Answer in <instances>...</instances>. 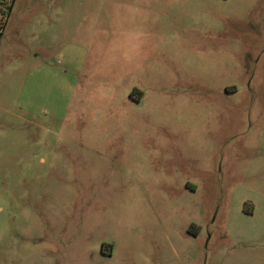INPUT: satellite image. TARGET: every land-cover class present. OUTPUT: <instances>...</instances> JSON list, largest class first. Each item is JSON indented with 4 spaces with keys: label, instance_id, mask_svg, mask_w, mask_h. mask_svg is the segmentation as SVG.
<instances>
[{
    "label": "rangeland",
    "instance_id": "374dc122",
    "mask_svg": "<svg viewBox=\"0 0 264 264\" xmlns=\"http://www.w3.org/2000/svg\"><path fill=\"white\" fill-rule=\"evenodd\" d=\"M0 264H264V0H0Z\"/></svg>",
    "mask_w": 264,
    "mask_h": 264
}]
</instances>
